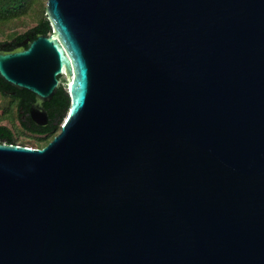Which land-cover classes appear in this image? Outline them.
Segmentation results:
<instances>
[{"label": "water", "instance_id": "obj_1", "mask_svg": "<svg viewBox=\"0 0 264 264\" xmlns=\"http://www.w3.org/2000/svg\"><path fill=\"white\" fill-rule=\"evenodd\" d=\"M46 9L0 77L42 126L64 76L71 106L0 141V264H264V0Z\"/></svg>", "mask_w": 264, "mask_h": 264}, {"label": "trees", "instance_id": "obj_2", "mask_svg": "<svg viewBox=\"0 0 264 264\" xmlns=\"http://www.w3.org/2000/svg\"><path fill=\"white\" fill-rule=\"evenodd\" d=\"M34 4L33 0H0V35L6 34V28L12 27L17 19L24 14L29 7ZM47 9H43V12ZM52 23L48 15L44 13L38 18L37 24L27 30L28 33H41L49 34L52 31ZM10 37L20 35L23 37L25 34H17L14 32L8 33ZM45 109L49 116V123L46 126L40 128H31L30 131L33 135H37V139L44 141L41 145L47 144L56 133L60 130V125L63 119L66 117V113L71 106V98L68 91L65 89L63 83V77L61 83L58 85L56 93L50 101L44 103ZM18 133L13 132L8 127L0 126V141L8 143L23 144L24 141L20 142L18 139Z\"/></svg>", "mask_w": 264, "mask_h": 264}, {"label": "flooded vegetation", "instance_id": "obj_3", "mask_svg": "<svg viewBox=\"0 0 264 264\" xmlns=\"http://www.w3.org/2000/svg\"><path fill=\"white\" fill-rule=\"evenodd\" d=\"M26 32L27 31L21 33L25 34L23 37L15 35L11 38L0 40V51L13 50L19 43L25 40L27 41L28 39H33L38 34H41L36 32L27 34ZM6 42H9L10 45H4ZM24 45L25 44H22L21 46ZM40 103V100L34 93L26 89H20L9 85L0 77V126L8 127L13 132L20 135L32 134L30 131L31 128L43 127L36 123L31 116V108Z\"/></svg>", "mask_w": 264, "mask_h": 264}, {"label": "rangeland", "instance_id": "obj_4", "mask_svg": "<svg viewBox=\"0 0 264 264\" xmlns=\"http://www.w3.org/2000/svg\"><path fill=\"white\" fill-rule=\"evenodd\" d=\"M34 4L28 8V10L20 16L19 19H17L13 24L12 27H7L6 28V34L5 35H0V40L8 39L11 38L9 36V32H14V33H24L25 31L29 30L33 26L37 24L38 18L44 13L46 16V11L43 12V9H45L47 0H33ZM63 81L66 83V76L63 77ZM68 113V111H67ZM66 113V115H67ZM65 119V118H64ZM63 119V121H64ZM61 122V124L63 123ZM18 139L20 142L25 143V145L32 146V147H41L44 145V141L38 140L37 135H33L31 133L29 134H19Z\"/></svg>", "mask_w": 264, "mask_h": 264}]
</instances>
